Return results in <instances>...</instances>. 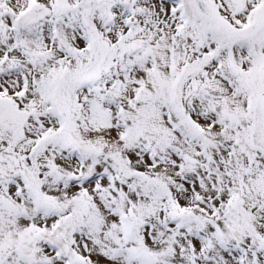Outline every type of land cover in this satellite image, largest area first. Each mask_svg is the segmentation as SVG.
I'll use <instances>...</instances> for the list:
<instances>
[{
	"label": "snow or ice",
	"instance_id": "snow-or-ice-1",
	"mask_svg": "<svg viewBox=\"0 0 264 264\" xmlns=\"http://www.w3.org/2000/svg\"><path fill=\"white\" fill-rule=\"evenodd\" d=\"M0 264H264V0H0Z\"/></svg>",
	"mask_w": 264,
	"mask_h": 264
}]
</instances>
